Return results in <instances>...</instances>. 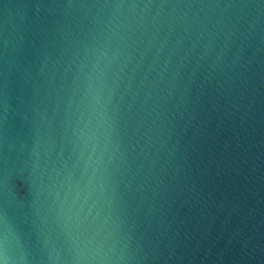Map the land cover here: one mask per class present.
I'll list each match as a JSON object with an SVG mask.
<instances>
[{"label": "clouds", "instance_id": "1", "mask_svg": "<svg viewBox=\"0 0 264 264\" xmlns=\"http://www.w3.org/2000/svg\"><path fill=\"white\" fill-rule=\"evenodd\" d=\"M0 264H264V0H0Z\"/></svg>", "mask_w": 264, "mask_h": 264}]
</instances>
